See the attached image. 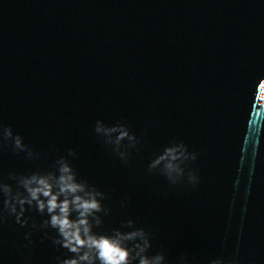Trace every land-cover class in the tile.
I'll use <instances>...</instances> for the list:
<instances>
[{
  "label": "water",
  "instance_id": "obj_1",
  "mask_svg": "<svg viewBox=\"0 0 264 264\" xmlns=\"http://www.w3.org/2000/svg\"><path fill=\"white\" fill-rule=\"evenodd\" d=\"M260 79L264 0H0V264L72 255L46 209L4 207L25 177L57 191L61 158L103 193L94 233L143 229L164 264H264Z\"/></svg>",
  "mask_w": 264,
  "mask_h": 264
},
{
  "label": "clouds",
  "instance_id": "obj_2",
  "mask_svg": "<svg viewBox=\"0 0 264 264\" xmlns=\"http://www.w3.org/2000/svg\"><path fill=\"white\" fill-rule=\"evenodd\" d=\"M264 79H260L255 86L254 101L264 105ZM108 135L119 133L115 143L119 145L129 136L123 125L111 127L106 130ZM3 138L14 144L15 150L24 151L26 146L19 135H15L10 127L3 129ZM125 158L123 153L119 154ZM183 153L175 148H169L160 159L170 158L177 160ZM192 159L196 156L193 154ZM159 163V161H156ZM58 178L54 191L51 177L32 175L21 181V186L26 190L27 196L13 194L11 187L5 189L4 207L9 214H14L17 223L26 224L22 217L26 211L25 205H35L40 212L45 209L50 216L47 223L57 231L58 238L54 241L67 249L72 255L60 261V264H164L163 254L149 256L151 247L147 233L143 229H135L128 232L116 230L114 234L94 233L90 218L99 225L96 214L103 211L101 199L103 193L96 189L89 190L86 182L77 180L74 169L64 158L58 161ZM155 164L152 165L154 167ZM183 176V170L179 165L169 163L167 176L171 179L172 174ZM191 181L195 184L198 177L193 175ZM177 181H173L176 183ZM99 197V198H98ZM75 214V215H74Z\"/></svg>",
  "mask_w": 264,
  "mask_h": 264
},
{
  "label": "snow or ice",
  "instance_id": "obj_3",
  "mask_svg": "<svg viewBox=\"0 0 264 264\" xmlns=\"http://www.w3.org/2000/svg\"><path fill=\"white\" fill-rule=\"evenodd\" d=\"M262 87H264V85H262Z\"/></svg>",
  "mask_w": 264,
  "mask_h": 264
}]
</instances>
